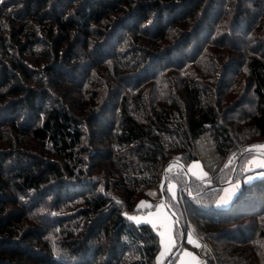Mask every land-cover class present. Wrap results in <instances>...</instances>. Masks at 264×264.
Instances as JSON below:
<instances>
[{"label":"trees","instance_id":"16d2710c","mask_svg":"<svg viewBox=\"0 0 264 264\" xmlns=\"http://www.w3.org/2000/svg\"><path fill=\"white\" fill-rule=\"evenodd\" d=\"M208 1L9 0L10 15L0 13V31L6 23L10 35L9 42L0 35V264H156L158 234L149 223L129 218L140 208L133 199L122 206L110 185L113 173L108 171V180L101 174L83 175V154L92 151L84 139L101 142L107 136L119 148L126 147L120 158L119 151L96 148L90 162L96 160L92 168L113 162L114 173L132 171L133 195L139 172L141 181L154 189L169 158L186 153L187 164L198 159L195 148L205 135L211 140V159L206 152L199 158L212 175L189 181L184 172L170 175L178 186L177 198L165 200L174 213L176 245L163 264L173 263L190 221L204 264H264V168L241 182L228 204L217 203L232 175L223 162L226 156L250 145L253 137H264V40L233 71L235 79L220 97H212L194 76L182 78V98L176 103L152 102L140 91L132 95L111 85L121 78L141 84L148 55L153 59L176 50L182 55L191 48L193 32L181 28L201 19L197 12ZM259 4L264 16V0ZM35 22L42 24V38L34 32ZM176 24L181 27L174 29ZM3 34L7 36V27ZM122 34L129 35L122 42L130 45L115 51L111 40L121 42ZM37 46L49 58L41 78L34 77L37 71L25 60ZM128 49L131 59L125 57ZM79 67L85 86L64 76ZM139 75L143 78L138 81ZM208 75L213 82L215 76ZM64 83L75 89L63 95ZM240 86L244 95L223 118L222 102ZM248 92L253 100L245 97ZM118 97L117 103H109ZM114 107L118 114L109 124L107 111ZM31 115L33 122L28 123ZM9 132H27L48 156L22 151L5 135ZM243 173L237 170L231 182ZM186 184L192 194L185 192Z\"/></svg>","mask_w":264,"mask_h":264},{"label":"rangeland","instance_id":"374dc122","mask_svg":"<svg viewBox=\"0 0 264 264\" xmlns=\"http://www.w3.org/2000/svg\"><path fill=\"white\" fill-rule=\"evenodd\" d=\"M261 1L262 0H211L206 2V4H204L197 12V16L202 14L201 19L198 22L196 20L188 29L181 28V32H193V34H191V48L184 50L182 55L177 50L172 51L169 55H167L168 53L166 51L163 53L160 52V55H157V57L153 59L148 55L147 63L143 68L141 67L142 70L145 69V72H143L142 75L147 77L141 84L134 83V78H121V82L115 80L112 81L111 85L116 87L119 91L132 95H135L140 91L139 93L143 95L145 99H150L152 102L176 103L182 98V78L185 76H194L195 79H198V77L200 78L201 82L206 85L207 91L212 94V97H220L221 94L219 92L228 90L232 80L235 79L233 71L241 69V64L244 63L247 55L251 53L254 45L260 40H264V16H262L263 6L259 4ZM8 4L9 0H3V2L0 3V13H6L7 11L6 15H10L11 11L9 9L11 6H7ZM53 12H58V9ZM172 17L173 16H170V19H172ZM181 18L183 19L184 17L181 16ZM4 22H7V19H5ZM35 24L34 32L42 38L44 35L42 33V24L38 22H35ZM176 26H180V24H176L174 29ZM6 27L7 36L3 34ZM1 29L0 35L7 37V42H9L10 35L8 33L9 28L7 24H2ZM25 29L26 27L24 30ZM128 36L129 35L127 34L123 35L121 42L118 41V38L111 40L112 44H114V48L117 47L115 51L121 49L126 50L129 47L130 44L122 42L124 40L126 41V37ZM91 40L92 42H97L94 38ZM98 42H101V39H98ZM142 43L147 44V42ZM151 48L155 49L156 47ZM78 49V54H81V58L87 60V54L84 53L83 50H80L81 48ZM43 50L44 47L37 46L35 48V54H27L28 57L25 59L27 64L37 71L34 73V77H43L42 70L46 66V61L49 59L46 56H43ZM124 53H127L125 56L126 58H132L131 49H128L127 52ZM40 54H42V56H40ZM32 59H35L38 63H35ZM48 63L50 64V62ZM74 71L75 72L71 73V75L64 74V76L66 78L73 77L75 84L76 82H79L78 85L85 86L87 82L81 84L83 79L82 76L85 75V72H82L81 67ZM208 74H213L215 76L213 82H211L212 77L210 78L211 80H209ZM142 75L137 77L138 81L143 78L140 77ZM94 78L99 77L94 76ZM30 85L34 86L35 82H30ZM61 88L60 93L63 95H66V93L69 94L72 89H75L71 84L67 83H64ZM219 88L221 90H217ZM244 93L245 91L243 90V87L240 86V89L236 94L231 97H226L222 102L220 110L223 118L230 114L228 109L236 101L241 99V96L242 94L244 95ZM245 97L253 100L251 92H248ZM119 99V97L117 99L110 98L109 103L112 102L113 105L114 103H117ZM246 108L247 110L251 109L249 107ZM117 114V107H114V110L107 111V122L112 124L113 120L117 117ZM32 119L33 116L31 115L28 123H32ZM26 133L22 136H19V134L15 132H9V134L5 133V135H8L14 143L17 142L19 148L23 147L22 151L26 149L29 153L37 156H48L45 154L44 145L32 139ZM102 139L104 140L101 142H91L92 138L90 136L85 137V146L92 147L90 148L92 151L83 154L85 161L82 169L83 175H94L95 178H98L101 174L102 180H108V171L113 173L110 179V185H112L115 191H113V193L118 192L117 196L119 202L125 207L127 201L129 199L132 201L133 199L134 204L140 208V211L133 215H129L133 216L135 221L149 223L157 232L159 246L154 260L156 264H163L176 245V239L174 237V213L165 200V197L168 199L177 198L178 186L176 182L170 178V175L184 172L188 177V181L189 178L203 180L204 178L211 176L213 172L212 169L208 170L203 160L199 158L201 154H205V152L210 158L212 154V151L210 150L211 140L206 135L201 139L199 146H196L195 148L199 153L197 155L198 159L192 160L188 164L186 162V159L188 158H185V156H187L186 153L181 155L178 154L169 158V160L162 165L158 173L157 188L151 189L146 186L144 181H141V178H144L143 172H139V175L135 176L140 178V183L137 182L136 178L133 184L135 185V193L132 195V189H134L132 187V176H134L132 171L128 169L123 174L114 173V170L111 167L113 166V162L109 163L106 161H103L99 168H92L93 163L96 160L90 162V158L95 154L93 150L96 148H102L107 151L112 150V154L115 150L116 152L119 151V158L122 156V152L125 151L126 147L119 148L118 143H113V140L109 139L107 136H104ZM20 142L25 143V145ZM104 150L101 151L103 152ZM240 153L242 154V157H239V155H241ZM121 162L122 160H120V163ZM223 162L224 164L229 165L232 172L234 168H236V171L243 170L244 173L240 175L238 180L234 182H230L229 180L226 182L228 184L223 186L217 201L220 205H225L230 202L240 187L241 182L249 181L251 178L262 173L261 169L264 168V137H253L250 145L244 147L241 151L230 152ZM253 170L256 171L250 173L247 172ZM122 176L123 178H121ZM184 190L187 194H192V189L189 188L188 184L184 186ZM6 191L11 195H15L16 193L11 188H8ZM17 197H20L19 193L17 194ZM159 198L161 199L160 201H158ZM128 211L131 212L132 209ZM193 223H195L194 219ZM189 224L190 225L187 226V229L185 230L184 237L183 235L181 236V238H184V242L183 244L181 243L182 247L179 250L177 249V254L172 264H204L203 255L199 252L201 244L196 241L192 234L191 221ZM153 225H155V227ZM162 251L164 252V255H160ZM157 257H159V259H157Z\"/></svg>","mask_w":264,"mask_h":264},{"label":"snow or ice","instance_id":"6c2138e0","mask_svg":"<svg viewBox=\"0 0 264 264\" xmlns=\"http://www.w3.org/2000/svg\"><path fill=\"white\" fill-rule=\"evenodd\" d=\"M2 2H3V0H0V3H2ZM20 199L23 201L25 199V197L24 196H20ZM129 218L130 219H135L134 217H129ZM153 226L155 227V225H153ZM162 242H163V240H162ZM53 252H54V254H58V250L55 247L53 248ZM160 255H164V252L162 251ZM157 259H159V257H157Z\"/></svg>","mask_w":264,"mask_h":264},{"label":"water","instance_id":"95a60500","mask_svg":"<svg viewBox=\"0 0 264 264\" xmlns=\"http://www.w3.org/2000/svg\"><path fill=\"white\" fill-rule=\"evenodd\" d=\"M235 174H236V168H234V170L232 172V175H231V178H230V182L234 179Z\"/></svg>","mask_w":264,"mask_h":264}]
</instances>
